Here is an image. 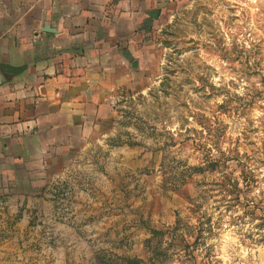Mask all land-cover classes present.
Wrapping results in <instances>:
<instances>
[{
  "label": "rangeland",
  "instance_id": "374dc122",
  "mask_svg": "<svg viewBox=\"0 0 264 264\" xmlns=\"http://www.w3.org/2000/svg\"><path fill=\"white\" fill-rule=\"evenodd\" d=\"M143 37L98 124L5 137L0 264H264V0H171Z\"/></svg>",
  "mask_w": 264,
  "mask_h": 264
},
{
  "label": "crops",
  "instance_id": "0c3cea01",
  "mask_svg": "<svg viewBox=\"0 0 264 264\" xmlns=\"http://www.w3.org/2000/svg\"><path fill=\"white\" fill-rule=\"evenodd\" d=\"M170 1L0 0V152L10 134L19 143L96 122L130 77L129 48L146 45Z\"/></svg>",
  "mask_w": 264,
  "mask_h": 264
},
{
  "label": "water",
  "instance_id": "95a60500",
  "mask_svg": "<svg viewBox=\"0 0 264 264\" xmlns=\"http://www.w3.org/2000/svg\"><path fill=\"white\" fill-rule=\"evenodd\" d=\"M42 32H44V33H53L54 31L45 28V29L42 30ZM0 84H1V77H0Z\"/></svg>",
  "mask_w": 264,
  "mask_h": 264
},
{
  "label": "trees",
  "instance_id": "16d2710c",
  "mask_svg": "<svg viewBox=\"0 0 264 264\" xmlns=\"http://www.w3.org/2000/svg\"><path fill=\"white\" fill-rule=\"evenodd\" d=\"M128 145H135V143H127Z\"/></svg>",
  "mask_w": 264,
  "mask_h": 264
}]
</instances>
